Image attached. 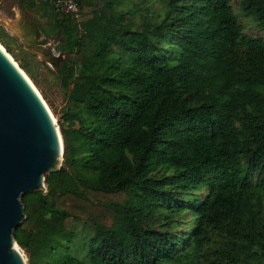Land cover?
Segmentation results:
<instances>
[{
	"label": "trees",
	"instance_id": "1",
	"mask_svg": "<svg viewBox=\"0 0 264 264\" xmlns=\"http://www.w3.org/2000/svg\"><path fill=\"white\" fill-rule=\"evenodd\" d=\"M79 1L26 3L68 91L28 264H264V0Z\"/></svg>",
	"mask_w": 264,
	"mask_h": 264
},
{
	"label": "water",
	"instance_id": "2",
	"mask_svg": "<svg viewBox=\"0 0 264 264\" xmlns=\"http://www.w3.org/2000/svg\"><path fill=\"white\" fill-rule=\"evenodd\" d=\"M20 68L0 48V264H28L14 248H21L13 235L25 217L21 195L47 192L45 174L64 159L59 125Z\"/></svg>",
	"mask_w": 264,
	"mask_h": 264
},
{
	"label": "rangeland",
	"instance_id": "3",
	"mask_svg": "<svg viewBox=\"0 0 264 264\" xmlns=\"http://www.w3.org/2000/svg\"><path fill=\"white\" fill-rule=\"evenodd\" d=\"M29 1L0 0V37L8 43L18 57V61L1 42L0 44L17 64L24 61L32 66L37 76L38 85L24 71L59 125V120H65L63 116L68 108V91L62 85L57 73V66L52 62V56L58 55L55 41L53 39L45 40L43 36H38L32 31V16L37 14L26 6ZM243 22L246 24L245 31L248 34L262 35L254 25L248 23L246 18H243ZM20 251L28 260L27 253L21 249Z\"/></svg>",
	"mask_w": 264,
	"mask_h": 264
},
{
	"label": "built area",
	"instance_id": "4",
	"mask_svg": "<svg viewBox=\"0 0 264 264\" xmlns=\"http://www.w3.org/2000/svg\"><path fill=\"white\" fill-rule=\"evenodd\" d=\"M55 9L64 16L77 17L81 12L79 0H52Z\"/></svg>",
	"mask_w": 264,
	"mask_h": 264
},
{
	"label": "bare ground",
	"instance_id": "5",
	"mask_svg": "<svg viewBox=\"0 0 264 264\" xmlns=\"http://www.w3.org/2000/svg\"><path fill=\"white\" fill-rule=\"evenodd\" d=\"M0 48H2V50H4L5 52H6V54L13 60V58L7 53V51L2 47V45L0 44ZM14 61V60H13ZM14 63L16 64V65H18L17 63H16V61H14ZM21 70H22V72H23V69L22 68H20ZM24 75L27 77V79L31 82V80L29 79V77H28V75L24 72ZM32 83V82H31ZM33 84V83H32ZM35 87V86H34ZM36 89V88H35ZM39 93V92H38ZM40 95V94H39ZM41 96V95H40ZM45 102V101H44ZM47 106V105H46ZM48 107V106H47ZM49 109V108H48ZM50 110V109H49ZM51 112V111H50ZM52 114V113H51ZM53 116V115H52ZM53 119H54V121L56 122V119H55V117L53 116ZM14 248H16V249H18L19 251H20V249H19V247L17 246V245H15V247ZM22 250V249H21ZM20 253H21V251H20ZM22 254V253H21ZM23 256V255H22ZM24 257V256H23ZM25 260H26V258H24Z\"/></svg>",
	"mask_w": 264,
	"mask_h": 264
}]
</instances>
